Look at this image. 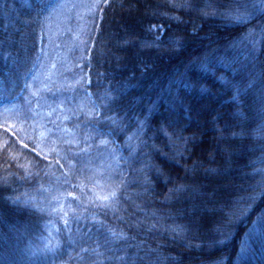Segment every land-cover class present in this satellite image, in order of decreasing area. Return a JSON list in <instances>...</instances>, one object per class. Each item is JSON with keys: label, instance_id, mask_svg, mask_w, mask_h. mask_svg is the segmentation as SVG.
Instances as JSON below:
<instances>
[{"label": "trees", "instance_id": "1", "mask_svg": "<svg viewBox=\"0 0 264 264\" xmlns=\"http://www.w3.org/2000/svg\"><path fill=\"white\" fill-rule=\"evenodd\" d=\"M60 2L0 0V264H264V0Z\"/></svg>", "mask_w": 264, "mask_h": 264}, {"label": "rangeland", "instance_id": "2", "mask_svg": "<svg viewBox=\"0 0 264 264\" xmlns=\"http://www.w3.org/2000/svg\"><path fill=\"white\" fill-rule=\"evenodd\" d=\"M99 3H103V0H61L60 3H58L56 5L55 8L52 7V14H54V20L55 22L57 23V25H59L60 23L62 24V22L64 20H67V19H74V17L76 18H79L81 19L82 15H84L85 13L84 12H87V13H91V14H95V8L96 6H98ZM57 7L59 9V13H57ZM99 10L97 11V15L99 14ZM62 16H64L63 18H61ZM76 20V19H75ZM61 30V34L65 35V32L64 30L66 31L67 28H59L58 26V29L56 28L53 32V29H52V32H53V35L54 37L57 36V34L59 35L60 33H58L59 31ZM66 38V37H64ZM54 43H48L47 45L50 46L51 49H55V46L53 45ZM50 48H48L46 51H45V54L43 56V58L47 55H51V52L50 51ZM55 52V50H53ZM59 53H61L62 55L59 56L58 58H64L65 57V53L64 51H59ZM57 57H53V61L52 62V68L45 71L46 73L50 74L51 76H53L55 78V73H56V69L58 68V59ZM69 65H65V69H68ZM46 86H49L48 84H46ZM59 91L61 93H63L64 91L62 89H59ZM38 94V98L41 97V93L39 94V92H37ZM68 99V96L67 97H61V99H57L55 102H53L51 100V97H46L45 98V102L49 105L50 107V110L52 111H46V112H41V117L44 115V114H52L53 113V110H56L58 112V114H66L67 113V110H66V106H69L70 103L67 101ZM43 103V101H42ZM42 105V104H41ZM31 107H28V110H30ZM43 106H40L39 107V104H38V107L37 109H40V111L42 110ZM35 109H36V101H35ZM35 114H38L37 112ZM72 114H75V113H72ZM37 127H39L41 130H40V136L41 137H45V135L47 136V132L45 129H42L44 127L43 125V122L41 121V118L35 122L34 121V125L33 126H30V128H34L32 129L33 132H35V130L37 129ZM98 181L101 182L100 179L96 178Z\"/></svg>", "mask_w": 264, "mask_h": 264}, {"label": "snow or ice", "instance_id": "3", "mask_svg": "<svg viewBox=\"0 0 264 264\" xmlns=\"http://www.w3.org/2000/svg\"><path fill=\"white\" fill-rule=\"evenodd\" d=\"M103 3L106 4V5H108L109 4V0H103ZM121 7H124V5H121ZM129 7H131V5H129ZM173 7H185V8H187V7H189V5H188V3L185 0V3L184 4H182V5L181 4H175V5H173ZM161 15L168 16L167 13H162ZM229 15H233V14L232 13H229ZM246 15H247V13H240L239 15H233V18L234 19H240L241 17H244ZM172 18L173 19H177V20L179 19V17H174V16ZM161 28H162V26L159 25V24H156V25L149 24V25H147L146 30L153 31L155 29H161ZM253 46H255V41H253ZM109 195H110V197L112 199H115L116 196H117V192L114 190ZM103 199L107 201L109 198L108 197H104Z\"/></svg>", "mask_w": 264, "mask_h": 264}]
</instances>
